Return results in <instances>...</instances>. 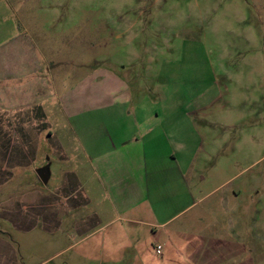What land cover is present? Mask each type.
Returning <instances> with one entry per match:
<instances>
[{"label": "rangeland", "instance_id": "374dc122", "mask_svg": "<svg viewBox=\"0 0 264 264\" xmlns=\"http://www.w3.org/2000/svg\"><path fill=\"white\" fill-rule=\"evenodd\" d=\"M24 38L59 96L0 109V264H264V0H0V55ZM134 108L188 163L196 204L162 229L85 191V135Z\"/></svg>", "mask_w": 264, "mask_h": 264}, {"label": "crops", "instance_id": "0c3cea01", "mask_svg": "<svg viewBox=\"0 0 264 264\" xmlns=\"http://www.w3.org/2000/svg\"><path fill=\"white\" fill-rule=\"evenodd\" d=\"M134 60L122 66L124 71L134 70L128 67ZM41 72L35 43L29 38L12 42L8 53L0 55L1 111L18 108L24 121H45V116L39 115L43 104L59 95L53 78L47 80ZM14 82L16 84L12 85ZM122 91L128 100L130 94L126 89ZM13 93L18 94L13 96ZM126 100L119 104H126ZM137 108L133 110L135 121L124 122V130L116 132L111 140L106 137L108 143L91 133L85 135V156L89 163L85 172V191L92 194L98 184L116 219L154 230L162 229L196 204L186 180L188 163L184 162L180 137L174 133L169 137L166 131H160L162 122H157V116H146L150 115L148 109ZM90 129L100 135L106 134L107 130L102 123L90 126ZM122 135L124 139H119ZM171 139L176 148L162 146ZM196 155V151L193 152L190 160L193 161ZM89 203L91 205V200Z\"/></svg>", "mask_w": 264, "mask_h": 264}, {"label": "water", "instance_id": "95a60500", "mask_svg": "<svg viewBox=\"0 0 264 264\" xmlns=\"http://www.w3.org/2000/svg\"><path fill=\"white\" fill-rule=\"evenodd\" d=\"M46 168L38 170V176L42 179L43 182H46L48 174L46 173Z\"/></svg>", "mask_w": 264, "mask_h": 264}, {"label": "built area", "instance_id": "2783aa9c", "mask_svg": "<svg viewBox=\"0 0 264 264\" xmlns=\"http://www.w3.org/2000/svg\"><path fill=\"white\" fill-rule=\"evenodd\" d=\"M161 251H162V247H161V246H157V247H156V254H157V255L160 254Z\"/></svg>", "mask_w": 264, "mask_h": 264}]
</instances>
